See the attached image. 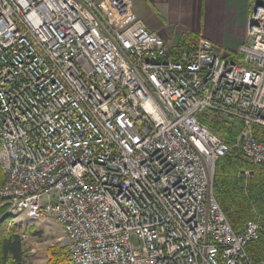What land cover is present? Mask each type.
Instances as JSON below:
<instances>
[{"label": "built area", "instance_id": "2783aa9c", "mask_svg": "<svg viewBox=\"0 0 264 264\" xmlns=\"http://www.w3.org/2000/svg\"><path fill=\"white\" fill-rule=\"evenodd\" d=\"M247 36L236 62L173 48L132 0H0V205L54 215L67 264H264L260 217L236 233L214 194L212 123L264 168V0Z\"/></svg>", "mask_w": 264, "mask_h": 264}, {"label": "trees", "instance_id": "16d2710c", "mask_svg": "<svg viewBox=\"0 0 264 264\" xmlns=\"http://www.w3.org/2000/svg\"><path fill=\"white\" fill-rule=\"evenodd\" d=\"M197 35L188 32L182 40L181 48L196 49ZM211 129L227 139L229 153L216 163L214 194L232 229L238 233L246 223L257 216L263 225L260 238L250 242L246 253L252 263L264 261V168L249 162L239 148V138L225 126L212 123ZM249 171L250 177L240 175ZM5 176L0 169V185ZM7 208H0V264H27L28 250L22 234L28 229L23 225H11L5 216ZM46 264H67L68 252L61 244L47 249Z\"/></svg>", "mask_w": 264, "mask_h": 264}, {"label": "crops", "instance_id": "0c3cea01", "mask_svg": "<svg viewBox=\"0 0 264 264\" xmlns=\"http://www.w3.org/2000/svg\"><path fill=\"white\" fill-rule=\"evenodd\" d=\"M258 0H132L134 12L148 29L173 48H180L191 32L208 38L220 54L242 61L248 43L247 23ZM198 42V41H197Z\"/></svg>", "mask_w": 264, "mask_h": 264}, {"label": "rangeland", "instance_id": "374dc122", "mask_svg": "<svg viewBox=\"0 0 264 264\" xmlns=\"http://www.w3.org/2000/svg\"><path fill=\"white\" fill-rule=\"evenodd\" d=\"M4 207L7 208L5 216L10 218V226L18 224L28 229L25 232V240L22 239L28 250L27 264H46L48 261L47 249L60 244L62 236V227L57 218L54 215H44L41 220H30L24 216L15 218L14 215H10L8 205H0V208Z\"/></svg>", "mask_w": 264, "mask_h": 264}]
</instances>
